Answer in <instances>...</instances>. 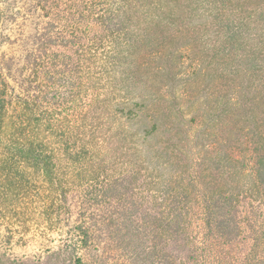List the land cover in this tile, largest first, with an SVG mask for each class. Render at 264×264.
<instances>
[{"label": "trees", "instance_id": "trees-1", "mask_svg": "<svg viewBox=\"0 0 264 264\" xmlns=\"http://www.w3.org/2000/svg\"><path fill=\"white\" fill-rule=\"evenodd\" d=\"M2 21L0 193L74 183L73 264H264V0H0Z\"/></svg>", "mask_w": 264, "mask_h": 264}, {"label": "rangeland", "instance_id": "rangeland-1", "mask_svg": "<svg viewBox=\"0 0 264 264\" xmlns=\"http://www.w3.org/2000/svg\"><path fill=\"white\" fill-rule=\"evenodd\" d=\"M17 27L14 21L0 22V39L15 35ZM1 50L10 51V45L3 43ZM86 103L87 93L83 90L76 104H67V111L85 107ZM3 152L0 147V157ZM64 187L68 203L34 173L27 188L19 193H0V264H73V254L80 246L74 230L77 210L71 203L75 184ZM113 263L130 264L118 255Z\"/></svg>", "mask_w": 264, "mask_h": 264}]
</instances>
